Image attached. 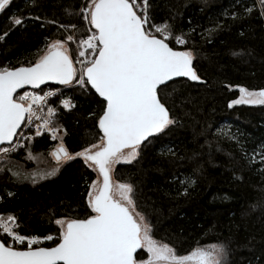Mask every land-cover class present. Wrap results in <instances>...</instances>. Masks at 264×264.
Here are the masks:
<instances>
[{"label": "trees", "instance_id": "1", "mask_svg": "<svg viewBox=\"0 0 264 264\" xmlns=\"http://www.w3.org/2000/svg\"><path fill=\"white\" fill-rule=\"evenodd\" d=\"M87 0H10L0 12V68L28 66L43 48L66 34H85L79 10ZM154 24L167 21L171 47L191 50L199 81L181 78L160 93L176 123L141 145L139 155L118 163L113 177L133 186L135 207L155 239L187 254L197 246L223 244L224 264H264V105L238 104L240 87L264 89V9L260 0H148ZM72 11V15L66 13ZM12 17L22 19L13 25ZM39 17L40 19H35ZM50 21H56L55 24ZM75 24L76 28L60 25ZM159 36V33H157ZM187 41L180 45L175 37ZM56 87L49 84L46 87ZM232 86V87H229ZM74 105L65 108L62 100ZM102 98L90 85H68L54 97L55 125L70 153L98 143ZM59 140L33 135L0 160V215H12L25 236L53 240L58 218H86L89 186L98 178L82 157L61 163L46 178L18 179L13 172L50 170ZM171 151H168V150ZM31 151L36 159L29 160ZM8 169H11L9 171ZM184 177L194 183L181 184ZM187 187L185 194L184 188ZM0 238L6 236L0 231ZM23 247V246H18ZM144 252V250H140ZM146 252L139 258L146 259Z\"/></svg>", "mask_w": 264, "mask_h": 264}, {"label": "snow or ice", "instance_id": "2", "mask_svg": "<svg viewBox=\"0 0 264 264\" xmlns=\"http://www.w3.org/2000/svg\"><path fill=\"white\" fill-rule=\"evenodd\" d=\"M9 3L10 0H0V12ZM260 4L264 9V0ZM148 8V0H139V3L137 0H87L79 10L91 26L86 38L78 40L75 35L66 34L64 39L48 43L45 54L34 63L0 68V144L12 145L0 148V153L6 154L21 146L18 141L13 144V138L22 135L18 130L22 125L31 124L34 118L43 121L36 126L37 136L43 128L51 133L52 139H57L58 128L50 127L55 109L49 107L46 116L38 115L47 97L55 93L41 96L24 92L16 96L17 89L25 85L39 88L47 81L67 86L75 81L81 88L90 85L103 98L102 114L98 118L103 135L98 143L70 153L60 138L59 145L50 152L56 161L50 170L12 173L18 179H31L35 183L37 177L55 175L62 162L82 157L102 176V181H93L89 186L90 214L83 219H55L59 235L58 242L51 247L40 245L42 241L53 240L52 235H22L15 230L19 225L14 216H0V230L6 236L0 239V264H224L227 250L223 244L197 246L181 255L174 247L155 239L151 224L135 211L133 186L112 182L113 164L135 159L142 144L151 143L150 137L164 133L176 123L162 102L161 85L166 87V82L177 77L201 79L193 67L192 51L170 47L166 40L172 36L171 25L167 21L152 23ZM65 11L72 15L70 9ZM12 23L21 25L22 19L12 17ZM60 27L67 31L74 30L76 25ZM6 35V32L0 35V40ZM69 42L77 43L75 60L70 54ZM175 43L184 45L187 41L183 35H177ZM239 90L240 98L230 101L229 107L264 105V89L250 91L240 87ZM61 103L65 108L74 106L68 99ZM257 155L264 162V145L250 159ZM27 159L36 157L29 151ZM180 182L182 185L194 183L190 177ZM184 192L187 193V187ZM145 252L147 258H139Z\"/></svg>", "mask_w": 264, "mask_h": 264}, {"label": "built area", "instance_id": "3", "mask_svg": "<svg viewBox=\"0 0 264 264\" xmlns=\"http://www.w3.org/2000/svg\"><path fill=\"white\" fill-rule=\"evenodd\" d=\"M137 2L139 3V0H137ZM76 67H77V65H76ZM67 86L66 85H59V86H56V87H50L49 86V87H46L43 90H42V88L41 89H32V88H29V87L25 86V87H23L22 89H20L16 93V96L22 95L24 92L36 93V94L41 95V96H43V95H45V93H49V92H54L55 93L54 95H50V96L47 97L46 104L38 111V115H45L46 116L47 115V110H48L49 107L55 109L54 115L50 118V120H51L50 127L58 128V132H57V139H53V140H59L58 136L61 133V129L55 125L56 106L54 105L53 100H54V97L56 95H58L62 91V89L67 87ZM42 124H43L42 120H38V119L34 118L31 124L22 125L21 126V130L18 131V132L22 131V135H18L17 137H14L13 144L17 143V141H18L19 144L22 145L24 143L22 140H26V138H29V137H31L33 135H36V126L37 125H42ZM45 134L50 136V138L52 139L51 133L48 132V131H45L43 128H41V135H45ZM2 147H12V145H9L7 143V144L0 145V148H2ZM9 153H11V152H9ZM9 153H6V154L5 153H0V160L2 158H4L5 156H7ZM53 238H54V236H53Z\"/></svg>", "mask_w": 264, "mask_h": 264}, {"label": "rangeland", "instance_id": "4", "mask_svg": "<svg viewBox=\"0 0 264 264\" xmlns=\"http://www.w3.org/2000/svg\"><path fill=\"white\" fill-rule=\"evenodd\" d=\"M86 32H85V34H79V32H77V30H75V32L73 33V35H75L77 38H78V40L79 39H81V38H86V36L87 35H89L90 34V32L88 31V29L91 27L90 25H88V23H87V21H86ZM160 35V34H159ZM69 48H70V54L73 56V58H74V60H75V58H76V55H77V43H73V42H69ZM47 51V45L43 48V50H42V54H41V56L42 55H44L45 54V52ZM80 59H83V57H81ZM77 65V68H79V64H76ZM73 84H76L75 83V81L73 82ZM241 96V95H240ZM240 98V97H239ZM60 137H61V133L59 134V136H58V138L60 139ZM30 138V137H29ZM29 138H26V140L27 139H29ZM26 140H22L24 143L26 142ZM23 143V144H24ZM59 143L60 142H58V144L57 145H59ZM22 144V145H23ZM18 148V147H17ZM16 148V149H17ZM125 152H127L128 150L127 149H125L124 150ZM6 157V156H5ZM134 160V159H133ZM133 160H131V161H133ZM56 162V161H55ZM122 162H128V161H125V160H120L119 162H117V163H115V164H113V166H112V172H111V175H112V182L115 184V183H117V182H119V181H117L114 177H113V171H114V167L118 164V163H122ZM63 163V162H62ZM43 171H46V170H37V171H34V172H43ZM97 180H100V181H102V179H101V177H100V175L98 174V178L95 180V181H97ZM119 183H123V182H119ZM135 211L136 212H138L137 211V209H136V207H135ZM139 213V212H138ZM141 214V213H140ZM142 215V214H141ZM146 220V219H145ZM1 231V233H3L2 232V230H0ZM44 242L45 241H42L41 242V245L40 246H44ZM17 247L18 246H21V245H16ZM208 246H210V245H208ZM35 247V246H34ZM202 247H207V246H202ZM147 258V257H146Z\"/></svg>", "mask_w": 264, "mask_h": 264}, {"label": "water", "instance_id": "5", "mask_svg": "<svg viewBox=\"0 0 264 264\" xmlns=\"http://www.w3.org/2000/svg\"><path fill=\"white\" fill-rule=\"evenodd\" d=\"M167 42V41H166ZM168 43V42H167ZM169 46L171 47V45L169 44ZM176 50H179V49H176ZM181 51H183V50H181ZM20 67V66H19ZM194 67V66H193ZM181 78H187V77H177V78H173V80L172 81H174V80H177V79H181ZM187 79H189V78H187ZM171 81H168V82H166V84L167 83H170ZM49 84H55V85H57V86H59V85H61V84H59L58 82H56V81H47V82H45V83H43V84H41L40 85V87L39 88H34V87H32L31 85H25V86H27V87H29V88H32V89H41V88H43L44 86H47V85H49ZM24 86V87H25ZM161 86H163V85H161ZM22 89V88H21ZM20 89H17V92L19 91ZM98 95V94H97ZM99 96V95H98ZM103 99V98H102ZM19 131V130H18ZM14 139V138H13ZM3 144H7V142H5V143H3ZM0 145H2V144H0ZM98 171V170H97ZM99 174V173H98ZM101 177V179H102V176H100ZM111 177H112V175H111ZM1 239V238H0ZM138 251H140V250H138Z\"/></svg>", "mask_w": 264, "mask_h": 264}]
</instances>
